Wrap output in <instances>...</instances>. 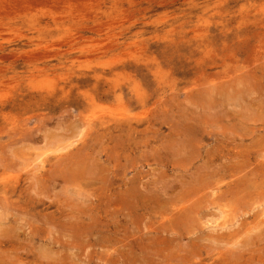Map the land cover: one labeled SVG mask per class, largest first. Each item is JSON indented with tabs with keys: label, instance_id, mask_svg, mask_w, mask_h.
<instances>
[{
	"label": "rangeland",
	"instance_id": "rangeland-1",
	"mask_svg": "<svg viewBox=\"0 0 264 264\" xmlns=\"http://www.w3.org/2000/svg\"><path fill=\"white\" fill-rule=\"evenodd\" d=\"M263 203L264 0H0V264H263Z\"/></svg>",
	"mask_w": 264,
	"mask_h": 264
},
{
	"label": "bare ground",
	"instance_id": "bare-ground-1",
	"mask_svg": "<svg viewBox=\"0 0 264 264\" xmlns=\"http://www.w3.org/2000/svg\"><path fill=\"white\" fill-rule=\"evenodd\" d=\"M135 94H136V93H135ZM138 95H139V94H138ZM72 176H73V175H72ZM227 185H228V183H227ZM215 188H216V186H215ZM215 188H213V189H215ZM211 189H212V188H211ZM254 199H255V198H254ZM252 200H253V199H252ZM255 200H256V199H255ZM255 200H253V201H255ZM256 201H258V199H257ZM252 203H254V202H252ZM261 204H262V203H261ZM263 204H264V203H263ZM262 207H263V206H261V208H262ZM263 209H264V208H263ZM263 209H262V211H264ZM176 210H177V209H176ZM259 210H260V208H259ZM254 213H255V212H254ZM254 213H253V214H254ZM255 214H257V212H256ZM263 214H264V213H263ZM261 215H262V213H261ZM255 216H257V215H255ZM255 216H254V217H255ZM257 217H258V216H257ZM263 217H264V216H263ZM190 218H191V217H190ZM206 218H207V217H206ZM211 218H212V217H211ZM260 218H261V217H260ZM193 219H194V218H193ZM208 219H209V218H208ZM251 219H253V218H251ZM261 219H262V218H261ZM232 220H234V219L232 218L231 221H232ZM263 220H264V218H263ZM263 220H262V221H263ZM171 221H172V220H171ZM210 221L213 222L212 219H211ZM225 221L231 222L230 219H229V220H225ZM244 221H245V220H244ZM253 221H254V220H253ZM253 221L251 220V222H252V226L254 227L255 225H253V224H255V222H253ZM255 221H256V220H255ZM257 221H258V223H260L259 220H257ZM221 222H223V221H221ZM228 222H227V225H229ZM236 222H237V221H236ZM249 222H250V221H249ZM162 223H163V222H162ZM177 223H178V222H177ZM203 223H205V222H203ZM216 223H217V222H216ZM232 223H234V222L232 221ZM218 224H219V223H218ZM249 224H250V223H249ZM256 224H257V222H256ZM202 225H203V224H202ZM202 225H201V226H202ZM227 225H226V227H227ZM260 225H261V224H260ZM262 225H263V224H262ZM176 226H177V225H176ZM212 226H213V225H212ZM216 226H218L219 228H218V227H217V228H216V227H212V228H211L212 230L210 229L211 232H209V233L207 232L208 234L211 233V236H210V237L207 236V237H205V239H204V238H200V239H204V240H206V239H208V237H209L208 240H210V241L208 242V244H210V242H211V244H212V242H217V243H218V242H225V243L227 244V246H228V245L231 246V244H228V242L230 243V240H235L236 242H238V239H239L240 237L237 239V237H236V238L234 237V236H235V233H234V234L232 233V234L234 235V236H232V234L228 233V231L226 232V233H227V234H226L225 231H226L227 228L225 227V225H223V223H222V225H221V224H220V225H217V224H216ZM233 226H235V225H233ZM238 226H239V225H238ZM247 226H248V225H247ZM249 226H250V225H249ZM252 226H251V227H252ZM203 227H204V226H203ZM208 227H211V226H208ZM229 227H231V226H229ZM255 227H257V226H255ZM258 227H259V226H258ZM171 228H172V227H171ZM259 228H261V227H259ZM259 228H257V230H259ZM178 229H179V228H178ZM206 229H207V228H206ZM262 229H263V228H262ZM219 230H220V231H219ZM227 230H228V229H227ZM241 230H242L241 232H243V228H242ZM253 230H254V229H253ZM253 230H252V228L249 229V231H252V232H253ZM255 230H256V229H255ZM263 230H264V229H263ZM174 231H175V230H174ZM208 231H209V228H208ZM237 231H238V229H237ZM237 231H236V232H237ZM187 232H188V231H187ZM197 232H198V231H197ZM201 232H202V231H201ZM212 232H213V234H216V235H212ZM214 232H215V233H214ZM252 232L250 233V236L252 235ZM257 232H258V231H257ZM204 233H205V231H204ZM204 233H202L203 236H205ZM238 233H239V232H238ZM246 233L249 234V232H247V231H246ZM246 233H244V234H246ZM259 233H260L259 236H261V230H260ZM242 234H243V233H242ZM248 234H246V235H248ZM257 234H258V233H257ZM257 234H256V235H257ZM236 235L238 236L239 234H236ZM246 235H245V236H246ZM254 235H255V234H254ZM199 236H200V235H199ZM199 236H198V237H199ZM225 236H226V237H231V238L223 239V237H225ZM245 236L242 235V237H244V238H245ZM201 237H202V236H201ZM246 237H248V236H246ZM252 237H253V236H252ZM196 238H197V237H196ZM261 238H263V237H261ZM222 239H223V240H222ZM246 239L249 240V238H246ZM127 240H128V238H127ZM260 240H261V239H260ZM201 241H202V240H201ZM206 241H207V240H206ZM235 241H234V243H235V245H237V243H236ZM244 241H246V240H244ZM202 242H203V241H202ZM251 242H253V241L251 240L250 243H251ZM217 243H216V244H217ZM231 243H232V242H231ZM234 243H233V244H234ZM247 243L249 244V241H248ZM256 243H257V242H256ZM218 244H219V243H218ZM218 244H217V245H218ZM248 244H247V245H248ZM121 245H122V244H121ZM205 245H206V244H205ZM244 245H245V244H244ZM210 246H211V245H210ZM233 246H234V245H232V247H233ZM248 246H249V245H248ZM250 246L252 247L251 244H250ZM132 247H133V246H132ZM202 247H203V246H202ZM232 247H231V248H232ZM234 247L237 248V246H234ZM234 247H233V248H234ZM238 247H240V246H239V242H238ZM204 248H205V247H204ZM204 248H203V249H204ZM213 248H214V247H213ZM215 248H216V247H215ZM223 248H224V247H223ZM223 248H221V247L219 248V249H221V251H219L220 253L222 252ZM225 248H226V247H225ZM228 248H230V247H228ZM228 248H227V249H228ZM231 248H230V249H231ZM233 248H232L231 250H234V251H235L236 249H235V248L233 249ZM249 248H250V247H249ZM252 248H253V247H252ZM257 248H258V247H257ZM136 249H137V248H136ZM237 249H238V248H237ZM242 249H243V247H242ZM244 249H245V247H244ZM247 249H248V248H247ZM247 249H246V250H247ZM250 249H251V248H250ZM263 249H264V248H263ZM134 250H135V249H134ZM204 250L206 251V254H207V252H208L207 250H208V249H204ZM204 250H203V251H204ZM210 250H212V249L210 248ZM246 250H245V252L247 253ZM254 250H255V249H254ZM256 250H257V249H256ZM205 251H204V252H205ZM257 251H258V250H257ZM127 252H128V250H127ZM217 252H218V250H217ZM217 252H216V250H215V253H217ZM235 252H237V250H236ZM239 252H240V251L238 250L237 253L239 254ZM245 252H244V253H245ZM249 252H250V251H249ZM249 252H248V253H249ZM259 252H260V250H259ZM107 253H108V252H107ZM128 253H129V252H128ZM130 253H131V252H130ZM228 253L231 254L232 252H231V253L228 252ZM240 253L242 254V252H240ZM244 253H243L242 255H244ZM246 253H245V254H246ZM221 254H222V253H221ZM226 254H227V253H226ZM234 254H236V253H234ZM234 254H231L230 256H232V255H234ZM250 254H251V253H250ZM217 255H218V254H217ZM227 255H228V254H227ZM258 255H259V254H258ZM213 256H214V255H213ZM213 256H212V257H213ZM248 256H249V255H248ZM253 256H254V255H253ZM260 256H261V255H260ZM219 257H221L220 254H219ZM224 257H227V256L224 255ZM254 257H255V256H254ZM221 258H222V257H221ZM221 258H220V259H221ZM233 258H234V257H233ZM243 258H244V257H243ZM249 258H250V257H249ZM262 258H263V257H262ZM217 259H218V258H217ZM227 259H229V258H227ZM227 259H224L222 264H228V262L225 261V260H227ZM235 259H236V258H235ZM241 259H242V258H241ZM253 259H254V258H253ZM203 260H204V259H203ZM221 260H222V259H221ZM232 260H233V259H232ZM232 260H231V262H232ZM209 261H210V260H209ZM227 261H228V260H227ZM233 261H234V260H233ZM243 261H244V260H243ZM246 261H247V260H246ZM246 261H244V262L246 263ZM258 261H259V259H258ZM207 262H208V261H207ZM214 262H215V261H214ZM229 262H230V261H229ZM231 262H230V264H232ZM235 262H236V260H235ZM237 262H238V261H237ZM239 262L241 263L242 261L239 260ZM239 262H238V263H239ZM255 262H257V261H255ZM209 263H210V262H209ZM217 263H220V261L217 260V261H216V264H217ZM203 264H205V262H204ZM236 264H237V263H236ZM248 264H249V263H248ZM261 264H262V263H261ZM263 264H264V263H263Z\"/></svg>",
	"mask_w": 264,
	"mask_h": 264
}]
</instances>
